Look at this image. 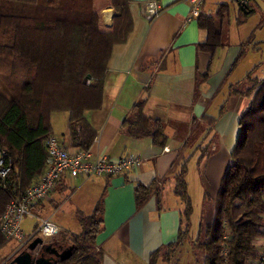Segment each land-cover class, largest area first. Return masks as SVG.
Segmentation results:
<instances>
[{
    "label": "crops",
    "instance_id": "crops-1",
    "mask_svg": "<svg viewBox=\"0 0 264 264\" xmlns=\"http://www.w3.org/2000/svg\"><path fill=\"white\" fill-rule=\"evenodd\" d=\"M148 1L162 6L151 22L143 14ZM229 1L238 5L234 11L240 25L256 11L253 0ZM222 4L205 0L199 15L193 16L188 0L130 1L133 31L113 50L101 108L87 111L85 118L97 132L90 148L93 155L115 160L135 155L142 165L115 177L67 176L48 202L32 209L33 216L45 207L76 219L79 211L90 216L102 200L104 224L96 241L102 264H150L155 252L177 242L185 228V204L175 184L186 161L189 173L192 168L193 174L195 169L203 174V198L216 201L239 140V118L249 104L247 97L232 93L233 87L259 64L240 69L251 45L230 42L225 21L231 9H219ZM219 43L214 54L200 49L202 44ZM258 75L264 77V62ZM51 125L63 147L77 149L69 133V113H54ZM209 143V154L199 164L202 146ZM138 185L154 187L155 192L141 207L135 200ZM51 222L59 235L70 230ZM258 243L262 252L264 242Z\"/></svg>",
    "mask_w": 264,
    "mask_h": 264
},
{
    "label": "trees",
    "instance_id": "trees-1",
    "mask_svg": "<svg viewBox=\"0 0 264 264\" xmlns=\"http://www.w3.org/2000/svg\"><path fill=\"white\" fill-rule=\"evenodd\" d=\"M130 1L112 0L116 12L114 32L104 34L92 0H37L35 4L0 0V147L8 150L13 164L12 173L0 186V217L11 201L20 199L44 174L46 140L53 135L54 113H69V133L75 146L90 151L97 132L85 113L101 108L113 50L126 43L133 31ZM100 9L104 17L107 8L104 5ZM220 43L202 44L200 49L214 54ZM261 67L262 63L258 64L241 84L233 87L232 93L247 97L249 104L239 118V140L232 150L210 222H205L202 214L200 228L192 235L193 207L186 161L175 184V193L185 204V228L180 230L176 243L151 256L150 264H157L163 253L168 255L166 264H177L181 259L175 256L193 236L196 264H255L262 259L257 244L264 239V77L258 75ZM210 145L202 146L199 164L209 154ZM154 193V187L138 185L137 207ZM210 200L206 195L205 201ZM79 223L82 232L73 235L77 247L74 260L78 264H102L96 241L104 224L103 201ZM5 242L0 231V248Z\"/></svg>",
    "mask_w": 264,
    "mask_h": 264
},
{
    "label": "built area",
    "instance_id": "built-area-1",
    "mask_svg": "<svg viewBox=\"0 0 264 264\" xmlns=\"http://www.w3.org/2000/svg\"><path fill=\"white\" fill-rule=\"evenodd\" d=\"M192 6V15L197 16L205 0H188ZM241 2L242 0H233ZM162 6L157 1L146 2L143 14L147 21H153ZM47 160L44 174L31 185L18 200L11 201L3 215L0 217V231L9 241L15 240L22 243V249L38 235L50 239L60 233V229L51 221H43L39 229L29 236H25L23 223L28 216H33L32 209L41 203L48 202L58 185L67 176L76 180L79 178L91 179L93 177L121 176L142 165V158L131 155L121 159H112L107 155L95 156L90 151L77 148L69 151L62 146L60 140L51 135L46 140ZM13 164L8 150L0 147V186L12 173ZM264 242V239H263ZM255 264H264V246L262 259Z\"/></svg>",
    "mask_w": 264,
    "mask_h": 264
},
{
    "label": "rangeland",
    "instance_id": "rangeland-1",
    "mask_svg": "<svg viewBox=\"0 0 264 264\" xmlns=\"http://www.w3.org/2000/svg\"><path fill=\"white\" fill-rule=\"evenodd\" d=\"M20 2V1H19ZM221 2H224V6L218 7L219 9H226L228 6L230 7V16L227 17L226 26L229 27L230 31V42L233 44H244L249 47V53H246V58L243 60L242 65L240 69L243 68L247 69L248 67H251L249 65H252L253 63H263L264 62V0H253V5L255 6L256 11L249 16L244 24H238L237 23V13L234 11V5L236 8V11H238V5L232 3L229 0H221ZM209 4L210 2L207 1ZM106 6L107 10L104 11V17H102V14L100 12V8L103 6ZM228 5V6H227ZM92 6L93 11L97 15L99 19V29L104 34H111L114 32L115 27V18H116V12L113 9L112 6V0H92ZM236 15V16H235ZM242 17H244L242 15ZM226 20V18H225ZM113 21V23H112ZM111 26H108L111 24ZM258 48V50L254 51L253 49ZM260 49V50H259ZM244 56V57H245ZM255 65V64H254ZM253 68V66H252ZM250 68V69H252ZM249 71V70H248ZM86 83H89V80L86 81ZM190 167L188 166V194L190 196L191 204L193 207V212L191 215V221H192V229L191 233L192 235H196L198 232V229L200 228V216L201 212L204 215V221L210 222L212 218V212H213V204L214 202L212 200L205 201L203 198V189H205L206 185L205 183H201V177L200 171L194 170V174L192 173V168L189 173ZM199 178V179H198ZM187 181V176H186ZM73 193L69 196V199L66 201L68 203L70 199L72 198ZM71 202H69V205ZM39 210V212H34V216H28L24 223H23V230L25 232V236L28 238L31 236L35 229H39L40 225L43 221L51 219V221L59 224V226L65 225V227H68L70 230H64L61 235L64 236V238L71 239L74 234H79L82 232V228L80 226V219L87 216V214L83 211H79L76 219L73 216L68 215V213L58 212L55 211L53 208H47L46 210ZM196 239V236H193L191 239L187 240V243L184 245L181 251L178 252V254L175 256L176 258L181 259L180 262H177V264H196L197 262V256L196 250H192V242ZM261 244L263 243V240H260ZM190 245H189V244ZM258 246L259 243H258ZM24 249V248H23ZM22 249V243L17 242L15 240H7L5 244L0 248V264H9L18 254L21 253ZM194 252V253H193ZM194 254V255H193ZM164 256L162 258L160 257L158 259L157 264H163L162 262H165L168 255L165 256V253H163ZM198 256H200V253H198ZM176 264V262H174Z\"/></svg>",
    "mask_w": 264,
    "mask_h": 264
},
{
    "label": "water",
    "instance_id": "water-1",
    "mask_svg": "<svg viewBox=\"0 0 264 264\" xmlns=\"http://www.w3.org/2000/svg\"><path fill=\"white\" fill-rule=\"evenodd\" d=\"M39 245L44 247H51L44 243L41 237L35 238V240L28 246L27 250H24L18 254L9 264H66L71 261L77 251V247L70 246L64 251L61 249H55L52 253V258H46L44 256L34 257L33 252Z\"/></svg>",
    "mask_w": 264,
    "mask_h": 264
},
{
    "label": "flooded vegetation",
    "instance_id": "flooded-vegetation-1",
    "mask_svg": "<svg viewBox=\"0 0 264 264\" xmlns=\"http://www.w3.org/2000/svg\"><path fill=\"white\" fill-rule=\"evenodd\" d=\"M37 237H40L39 235ZM35 237V238H37ZM32 239L25 247L24 249L21 251L23 252L24 250H27L28 246L35 240ZM44 241L45 244L47 245H51V247H44L43 245H39L37 247V249L32 253L34 257H39V256H44L46 258H52L54 253L53 251L57 248V249H61L62 251H64L66 248L70 247V246H75L76 247V243L73 240V237L71 239H67L64 238L63 235H57L53 238L50 239H45L44 237H41ZM77 252V251H76ZM76 254V253H75ZM75 255L73 256V258L71 259V261L67 262L66 264H78L76 262V259L74 260Z\"/></svg>",
    "mask_w": 264,
    "mask_h": 264
}]
</instances>
